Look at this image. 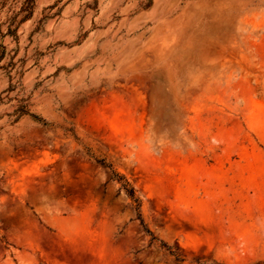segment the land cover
Here are the masks:
<instances>
[{"label":"rangeland","instance_id":"obj_1","mask_svg":"<svg viewBox=\"0 0 264 264\" xmlns=\"http://www.w3.org/2000/svg\"><path fill=\"white\" fill-rule=\"evenodd\" d=\"M0 264H264V0H0Z\"/></svg>","mask_w":264,"mask_h":264},{"label":"trees","instance_id":"obj_2","mask_svg":"<svg viewBox=\"0 0 264 264\" xmlns=\"http://www.w3.org/2000/svg\"><path fill=\"white\" fill-rule=\"evenodd\" d=\"M103 167L107 168L108 170L111 171L112 176H117V174H115L111 168L110 165L106 162H104L103 160H97ZM121 187L124 189L125 193L127 194V196L129 198H131L134 202H135V206H134V210L136 212V217L139 220V223L142 227V230L145 232V234L150 235V240L153 241L155 239V237L152 235V233L150 232V230L145 226V223L143 222L141 213L139 211V202L137 197H135L134 195V190L132 187L128 186V184L126 182L121 183Z\"/></svg>","mask_w":264,"mask_h":264}]
</instances>
